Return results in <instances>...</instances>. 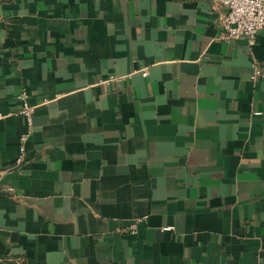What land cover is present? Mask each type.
Instances as JSON below:
<instances>
[{
    "label": "crops",
    "instance_id": "0c3cea01",
    "mask_svg": "<svg viewBox=\"0 0 264 264\" xmlns=\"http://www.w3.org/2000/svg\"><path fill=\"white\" fill-rule=\"evenodd\" d=\"M224 11L0 0V264H264V31Z\"/></svg>",
    "mask_w": 264,
    "mask_h": 264
},
{
    "label": "built area",
    "instance_id": "2783aa9c",
    "mask_svg": "<svg viewBox=\"0 0 264 264\" xmlns=\"http://www.w3.org/2000/svg\"><path fill=\"white\" fill-rule=\"evenodd\" d=\"M224 8V14L220 19L222 29L221 36L229 41L245 37L250 45L256 41L258 34L264 31V0H215ZM143 76L148 74L146 68L141 70ZM22 107L18 111L28 122H32L34 106L29 103L28 95L22 92L20 95ZM12 191L11 187L6 189L1 184L0 192ZM141 218H135L125 228V231L135 232Z\"/></svg>",
    "mask_w": 264,
    "mask_h": 264
}]
</instances>
